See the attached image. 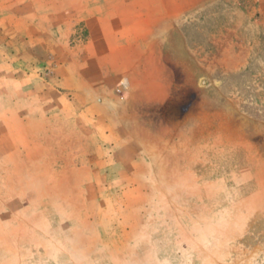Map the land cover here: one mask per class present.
<instances>
[{
  "label": "rangeland",
  "instance_id": "1",
  "mask_svg": "<svg viewBox=\"0 0 264 264\" xmlns=\"http://www.w3.org/2000/svg\"><path fill=\"white\" fill-rule=\"evenodd\" d=\"M0 264H264V0H0Z\"/></svg>",
  "mask_w": 264,
  "mask_h": 264
},
{
  "label": "crops",
  "instance_id": "2",
  "mask_svg": "<svg viewBox=\"0 0 264 264\" xmlns=\"http://www.w3.org/2000/svg\"><path fill=\"white\" fill-rule=\"evenodd\" d=\"M151 9L149 6L139 8L132 2H122V5L116 8V32H118L116 37L120 38L121 49H134L136 54L135 58H131L133 61L139 64L155 62L161 71H166L167 68L170 73V61H167L160 43L165 34L159 32L164 29L169 31L170 26L159 24L164 20L166 13L154 15ZM185 51L183 50V53ZM166 76L170 79L169 74Z\"/></svg>",
  "mask_w": 264,
  "mask_h": 264
}]
</instances>
